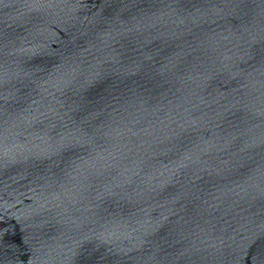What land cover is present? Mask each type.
<instances>
[{
  "label": "water",
  "instance_id": "1",
  "mask_svg": "<svg viewBox=\"0 0 264 264\" xmlns=\"http://www.w3.org/2000/svg\"><path fill=\"white\" fill-rule=\"evenodd\" d=\"M0 264H264V0H0Z\"/></svg>",
  "mask_w": 264,
  "mask_h": 264
}]
</instances>
